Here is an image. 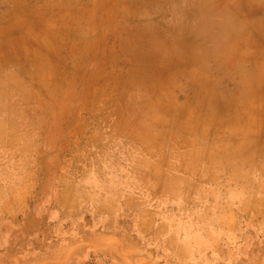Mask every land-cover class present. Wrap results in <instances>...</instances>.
<instances>
[{"label": "rangeland", "instance_id": "1", "mask_svg": "<svg viewBox=\"0 0 264 264\" xmlns=\"http://www.w3.org/2000/svg\"><path fill=\"white\" fill-rule=\"evenodd\" d=\"M0 264H264V0H0Z\"/></svg>", "mask_w": 264, "mask_h": 264}, {"label": "bare ground", "instance_id": "2", "mask_svg": "<svg viewBox=\"0 0 264 264\" xmlns=\"http://www.w3.org/2000/svg\"><path fill=\"white\" fill-rule=\"evenodd\" d=\"M172 13H176V12H172ZM195 13V12H194ZM186 18H187V16H186ZM175 19V18H174ZM180 24V23H179ZM173 25V24H172ZM181 26V25H180ZM179 26V27H180ZM186 29V28H185ZM178 30V29H177ZM174 32V31H173ZM184 32V31H183ZM186 32V31H185ZM176 33V32H175ZM188 33V32H187ZM179 35V34H178ZM184 35H185V33H184ZM187 36V35H186ZM177 40H178V38H177ZM229 97V96H228ZM217 98H219V97H217ZM232 99H234V98H232ZM218 100V99H217ZM221 100H222V98L219 100V102H218V104H221L222 102H223V100H222V102H221ZM226 101H227V99H225ZM224 100V102H226ZM228 100H231V99H228ZM235 100V99H234ZM234 100H231V101H234ZM215 102H209V104L210 105H212V104H214ZM224 106H226L227 105V103H222ZM230 104V103H229ZM215 105H217V103H215ZM232 105V104H231ZM231 105H228L226 108H229V106H231ZM221 106V105H220ZM212 107V106H211ZM214 107V106H213ZM222 108V107H221ZM230 109V108H229ZM229 111V110H228ZM228 111L226 112V113H228ZM219 112V111H218ZM219 115V114H218ZM219 118H221V117H219ZM224 125H227L226 123L224 124ZM243 128V127H242ZM228 132L231 134V137L232 136H239V132H238V129H236V128H229L228 129ZM246 132V131H245ZM245 132H243V135H244V133ZM242 134V133H241ZM245 134H247V132L245 133ZM229 135V134H228ZM225 147L227 148V149H229L230 150V152H231V155H233L235 158H237V156H238V153H242V152H240V151H238L236 148L237 147H234V148H232L231 146H228V145H226L225 144ZM242 151V150H241ZM221 165H223V163L222 164H220V166ZM228 167V166H227ZM234 172H235V170H234ZM241 173V172H240ZM242 174V173H241Z\"/></svg>", "mask_w": 264, "mask_h": 264}]
</instances>
